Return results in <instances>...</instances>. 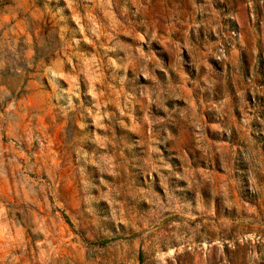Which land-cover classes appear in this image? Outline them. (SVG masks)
Segmentation results:
<instances>
[{"label": "rangeland", "instance_id": "rangeland-1", "mask_svg": "<svg viewBox=\"0 0 264 264\" xmlns=\"http://www.w3.org/2000/svg\"><path fill=\"white\" fill-rule=\"evenodd\" d=\"M0 264H264V0H0Z\"/></svg>", "mask_w": 264, "mask_h": 264}]
</instances>
